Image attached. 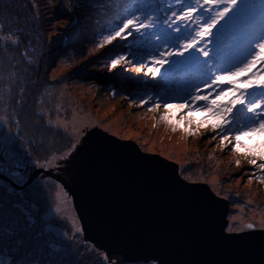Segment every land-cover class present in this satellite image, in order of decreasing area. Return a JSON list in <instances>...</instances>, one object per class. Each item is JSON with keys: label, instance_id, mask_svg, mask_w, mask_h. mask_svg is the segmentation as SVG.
<instances>
[{"label": "trees", "instance_id": "trees-1", "mask_svg": "<svg viewBox=\"0 0 264 264\" xmlns=\"http://www.w3.org/2000/svg\"><path fill=\"white\" fill-rule=\"evenodd\" d=\"M190 2L191 0H183V3H178L177 0H75L70 7L71 12H67L65 5L69 4V0H53V4L57 6L51 12L50 10L45 11L51 7L48 0H0V23L2 28L4 27L8 32L9 27L16 24L9 19L16 17L17 23L23 20L18 24L30 26L28 29L33 28L38 36L44 34L42 43L37 42L39 51L38 48L36 51L34 50V54L40 61L53 60L61 53L63 56L65 53L73 55L70 56L73 65L64 74L67 76L66 78L70 76L71 80L96 81V83H103L105 87L112 86L117 92L131 93L137 97H139L138 95L144 97L152 95L154 98L156 95L180 96L184 94L186 86L197 75L195 68H192L191 65L197 59L203 61L198 53L187 58H175L164 75L154 78L151 73L147 72V68L143 72H136L135 67L140 63L149 65L151 54L164 51L171 45L160 47V43L153 40L151 34H147L143 38L144 40L138 33L126 40L117 38V41H114L112 45L104 46L101 52H92V48L99 43L104 35L111 34L125 18H130L133 13L139 17L151 13V16L157 20L158 26L165 29L175 21L170 30L174 36L176 35L174 32L176 26H180L181 29H184L185 26L194 28L198 20V13H194L191 20L183 22L177 20L176 16H172L173 12L180 16L182 9ZM47 13L64 16L66 23H70L68 28H64L63 34L58 37L47 36L46 23L50 18ZM165 19L168 20V23H164ZM257 26L264 30V0H239L238 6L221 22L217 29L213 30L215 32L213 44L209 47L214 50L215 54L231 55L251 35V30ZM184 35H186L185 31H181L179 34L181 37ZM161 39L164 40V36ZM180 42L182 43L183 40ZM203 44L204 42H201L199 46H203ZM11 50L10 46L6 47L0 41V94L4 96H6L7 88L3 86V76L13 75L17 68L16 65L20 61V59L15 63L11 61L13 55ZM9 52L12 53L11 57L8 55ZM119 54H125L126 61H123L114 70L105 67ZM203 62L206 63V61ZM28 73L31 74L32 71L30 70ZM39 74L42 73L39 72ZM230 78L238 80L235 76ZM238 87H247V81L239 83ZM24 89L18 88L17 94H14L12 100L14 106H8L11 113L13 110L19 111L15 124L22 140L26 141V144H17L16 148L12 150L11 158L14 168L11 169L13 170L18 166L23 167L28 161L43 164L52 155L60 153L72 145L71 138L52 126L46 125L45 120L39 114L37 93L40 92V89L35 86L22 95ZM233 96L234 93L231 92L217 96L216 98L220 97L217 104L224 103L232 99ZM160 102L165 103L164 100ZM174 102L184 101L173 99L167 104ZM29 119L33 124L28 122ZM20 154L21 160L18 159ZM5 165L9 166L7 162ZM3 173L19 183H23L28 176L25 171L19 176L7 171H3ZM182 173L187 179L197 180V176H192L188 170H184ZM235 174L236 172L231 175ZM20 176L23 177V181H20ZM2 187L5 190V205L4 213L0 212V216L3 215L2 221H0V264H13L14 261L16 264H21V262L24 264H113V261L107 258L104 250H98L83 235L76 233L68 221L61 218H45L46 212L56 203L54 183L36 178L24 190H17L5 180L0 179V188ZM8 188L14 189L15 193H7ZM221 193L226 194L225 191H221ZM243 193L245 192L242 191L241 195ZM18 201H23V204L31 210L33 219L36 221L35 227H25L23 222H18L19 216L10 207L13 202ZM56 228L62 229L64 235L57 233ZM21 242L22 247L20 246ZM124 264L157 263L127 262Z\"/></svg>", "mask_w": 264, "mask_h": 264}, {"label": "rangeland", "instance_id": "rangeland-1", "mask_svg": "<svg viewBox=\"0 0 264 264\" xmlns=\"http://www.w3.org/2000/svg\"><path fill=\"white\" fill-rule=\"evenodd\" d=\"M48 2L51 7L45 11L53 12L57 5L53 4V0ZM74 2L75 0H69V4L65 5L67 12H71L70 7ZM47 14L50 17L46 23L47 36L58 37L63 34L64 28H68L70 23H66L64 16ZM15 18L9 19L16 24L11 25L8 32L4 27L0 30V36H11L13 40L19 41L18 45H13L11 41L7 43L1 41V44L10 46L12 49V57V53H8L12 62L15 63L20 59L13 75L3 76V86L7 89L6 96L0 94V140L3 141L0 162L5 160L11 168H14L11 158L12 150L17 144H26L15 124L19 111L13 110L11 113L9 109L14 106L12 102L14 94H17L18 88L21 90L25 88L22 94L24 95L37 86L40 89L37 93L38 112L42 119L45 120L46 125L52 126L71 138L72 142L69 148L52 155L48 161L43 162L48 169H58L83 162L81 153L83 150H88L87 131L97 126L120 139L135 141L144 152L159 154L178 163L183 178L190 182H205L218 196L227 199L229 202L228 232L248 230L249 228L246 227L248 223H254L255 229H264L260 226V221L264 219V183L259 180L261 172L241 155L264 152V132L241 136L240 140L243 143L238 146L240 153H234L231 150L232 145L227 142H224L223 147L218 146L221 143V136L217 135L220 129L212 130L211 126L221 123V117L208 112L206 108L203 111H189L188 103L174 102L167 104L166 110L165 103L160 102V107L155 112H150L148 109L151 102L143 105L140 103L141 98L146 100L149 95L137 97L135 94L117 92L112 86L105 87L103 83H96V81L71 80L70 76L66 78L64 74L73 65L70 61L72 59L70 56L73 55L65 53L63 56L61 53L53 60L40 61L34 54V50L38 48L39 51L37 42L42 43L44 34L38 36L33 28L28 29L30 26L18 24L23 20L17 23ZM0 26H2L1 23ZM102 50L103 48L98 47V44L92 48V52L95 53ZM122 55L125 56V54ZM105 67L114 70L111 68V60ZM168 69L169 67L165 69V72ZM30 70L31 74L28 73ZM39 72L42 74L40 75ZM162 73H164L163 69ZM245 75L246 73L243 72L240 74L241 77ZM235 78L238 77L235 76ZM227 79L232 80L230 77ZM219 98H216L214 103H217ZM58 116L60 120L67 117L68 122L75 124V128L55 127ZM162 116H167V119L162 120ZM49 121L52 123L50 124ZM28 122L32 121L29 119ZM213 136L215 139H212ZM21 157L20 154L18 159L21 160ZM236 159H240V165L236 164ZM184 170H188L192 176H197V180L187 179L182 173ZM234 172L236 174L232 176ZM249 177H253L251 182ZM37 178L54 183L56 188V203L46 212L45 218L64 219L72 225L76 233L85 237L74 208L73 198L63 184L46 175ZM221 191H225L226 194H222ZM242 191L245 192L243 195H241ZM57 208L60 210L57 211ZM56 231L64 235L62 229L56 228Z\"/></svg>", "mask_w": 264, "mask_h": 264}, {"label": "water", "instance_id": "water-1", "mask_svg": "<svg viewBox=\"0 0 264 264\" xmlns=\"http://www.w3.org/2000/svg\"><path fill=\"white\" fill-rule=\"evenodd\" d=\"M87 138L92 153L78 165L48 169L43 163L23 183L2 172L0 179L17 190L40 174L61 182L86 239L113 264H264V229L228 232L229 202L207 183L186 180L178 163L100 127ZM77 168L91 174L73 184Z\"/></svg>", "mask_w": 264, "mask_h": 264}, {"label": "snow or ice", "instance_id": "snow-or-ice-1", "mask_svg": "<svg viewBox=\"0 0 264 264\" xmlns=\"http://www.w3.org/2000/svg\"><path fill=\"white\" fill-rule=\"evenodd\" d=\"M177 2L183 3V0H177ZM238 3L239 0H203V3L201 0H191L182 9L180 16H177L175 12L172 13V16H176L177 20L183 22L191 20L193 14L198 13L196 27L185 26L184 29H181L180 26H176L175 36L170 31L175 21L165 29L158 26L157 20L151 16V13L143 17L133 13L130 18H125L111 34L104 35L98 43V47L103 48L105 44L112 45L114 41H117V38L126 40L138 33L142 39L147 34H151L153 40L160 43V47L171 45L164 51L151 54L149 57L150 66L140 63L135 67L136 72H143L147 68V72L151 73L154 78L164 75L165 69L173 64L175 58H187L198 53L206 63L197 59L191 65L192 68H195L197 75L186 86L183 95H156L155 98L149 95L146 100L141 98L140 103L143 105L151 102L148 109L150 112H155L160 107L161 100L165 101L164 107L167 110V102L173 99L188 103L189 111H203L206 108L208 112L221 117V123L211 126L212 130L220 129L217 135L221 136V143L218 146L223 147L224 142H227L232 145L231 150L234 153H240L238 146L243 143L240 140L241 136L264 132V30H261L259 26L251 30V35L231 55L215 54L214 50L209 47L213 44L215 35L213 30L217 29L221 22L238 6ZM164 23H168V20L165 19ZM181 31H185L186 35L179 36ZM162 36H164V40L161 39ZM180 40L183 42L181 43ZM0 41L5 43L11 41L13 45L19 43L11 36H0ZM201 42H204L203 46H199ZM122 61H126V57L123 55L112 59L111 68L115 69ZM162 69L164 73H162ZM242 72L246 73L243 77L240 76ZM231 76L238 77V80L227 79ZM244 81H247V87H238V83ZM226 92L234 93L233 98L221 104L214 103L217 96L224 95ZM161 119L166 120L167 116H162ZM49 123L52 122L49 121ZM54 126L64 129L75 128V124L68 122L67 117L60 120L59 116ZM212 139H215V136ZM2 153L3 141L0 140V154ZM241 155L247 159L250 165L260 170L259 180L264 183V152L242 153ZM235 162L237 165L241 163L240 159H236ZM3 170L4 165L0 162V172ZM15 175L19 176V173ZM252 178L249 177V182ZM20 181H23L22 176H20ZM6 192L15 193V190L8 188ZM4 196L5 190L2 187L0 188V206H2L0 212L2 213H4L5 205ZM10 207L19 216L18 222H23L25 227H35L36 221L33 219V214L28 206L23 204V201L13 202ZM59 210L57 208V211ZM2 218L3 215L0 216V221ZM255 226L254 223L246 225L249 229ZM260 226L264 227V219L260 221ZM20 246L22 247V242ZM13 264L16 262L14 261Z\"/></svg>", "mask_w": 264, "mask_h": 264}, {"label": "flooded vegetation", "instance_id": "flooded-vegetation-1", "mask_svg": "<svg viewBox=\"0 0 264 264\" xmlns=\"http://www.w3.org/2000/svg\"><path fill=\"white\" fill-rule=\"evenodd\" d=\"M91 153H92V151H89V150H86V151H82V159H83V161L84 160H86L90 155H91ZM81 156V155H80ZM2 163H3V165H4V170L3 171H7V172H9V173H12V174H16V173H19V174H21L23 171H25V172H27V174L29 175L30 174V172L34 169L33 168V166L34 167H37V166H39L38 164H34L33 163V161H28V162H26L27 164H28V167H27V169L26 170H21L20 168H21V166H18V167H16V169H11V167L10 166H6L5 165V160H3V161H1ZM89 163V162H88ZM87 163V164H88ZM75 167V166H74ZM68 170H71V169H74V168H67ZM16 171H18V172H16ZM76 173L78 174V176H74V177H72L71 178V180L69 181V182H71V183H73V184H75L76 182H78L79 180H81V179H87V178H89L90 177V174H91V171H90V169L88 170V169H86V170H84L83 168H77L76 169ZM72 172L71 171H69V173L68 174H71ZM17 176V175H16ZM40 176H44L43 174H40L39 175V177ZM61 177H63L64 178V176H62V175H60ZM47 177H49V176H47ZM65 179V178H64Z\"/></svg>", "mask_w": 264, "mask_h": 264}]
</instances>
